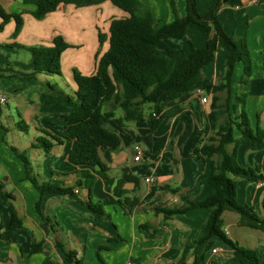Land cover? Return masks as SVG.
Segmentation results:
<instances>
[{"label": "crops", "instance_id": "crops-1", "mask_svg": "<svg viewBox=\"0 0 264 264\" xmlns=\"http://www.w3.org/2000/svg\"><path fill=\"white\" fill-rule=\"evenodd\" d=\"M139 1L158 28L174 20L171 2L179 17L185 15L186 0ZM201 1L196 0L197 11L205 15L213 0ZM0 7L6 13L22 14L23 20L15 38L13 20L0 30V98H5L0 103V264H74L68 261L67 251L75 252L76 260L82 264H191L194 256L199 255L203 256L200 264H235L231 249L218 239H212L209 248L191 246L208 218V209L195 208L165 219L155 208L183 209L187 206L186 199L200 202L211 195L207 179L215 158L195 157L192 151L201 141L214 136L225 120L228 97L231 106L235 95L244 92L251 127L264 130V0H242L241 6H224L216 12L226 34L245 39L251 60L246 85H240L244 75L243 64L238 63L231 77L230 94L226 91L217 94L221 99L217 120L211 115L212 93L208 84H217L225 72L227 50L221 44L213 60L202 70L201 83L175 102L161 99L156 103L164 109L173 106L182 109L157 127L153 128L152 123L154 102L132 108V117L137 119L129 117L113 99L104 103L103 126L119 136L120 147L116 151L99 148L100 164L94 167L69 163L75 139L66 135L64 122L56 115L71 109L44 105L41 96L53 94L48 87L51 85L74 99L77 87L72 71L83 75L95 72L97 60L108 48L111 21L123 19L127 14L109 1L81 8L61 5L42 20L30 15L35 5L26 0H0ZM99 33L104 36L101 46ZM56 36L63 37L70 46L61 56V75L33 74L26 49L51 46ZM207 38L204 29L191 24L182 39H167L168 46L180 53L175 67L188 57L190 44L204 48ZM69 51L76 52L69 54ZM202 97L208 102L202 103ZM239 135L234 131V138ZM42 137L52 143L48 153L37 146L38 138ZM135 145L142 150L139 161H134ZM227 150L232 152L233 145L227 146ZM15 152L27 158L29 177ZM236 163L241 167L257 166L264 175V149L254 151L248 145H239ZM124 168L138 180L137 185H124L128 193L123 198L137 199L135 206L130 202L120 205L114 195ZM78 172L94 178L90 191L85 186H76ZM231 177L236 183L237 202L253 207L261 215L264 182ZM32 179L38 184L56 182L62 188H71L72 194L44 193L40 197ZM2 191L11 197L3 199ZM89 201L100 204L108 218L94 219L87 207ZM13 214L21 227L10 226ZM47 218L57 224L55 230ZM222 219L223 231L230 239L257 254L264 251V235L260 231L239 227L235 213L225 212ZM33 242H41L42 249L31 254Z\"/></svg>", "mask_w": 264, "mask_h": 264}, {"label": "trees", "instance_id": "trees-1", "mask_svg": "<svg viewBox=\"0 0 264 264\" xmlns=\"http://www.w3.org/2000/svg\"><path fill=\"white\" fill-rule=\"evenodd\" d=\"M35 5L30 15L36 20L44 19L48 14L55 12L61 5H74L77 8L88 7L109 1L113 6L127 14L123 19H113L109 26L108 48L97 60L95 72L91 75H83L77 70L72 71L73 81L77 87L75 98L70 99L56 88L48 85L52 95H42L41 102L44 105H56L71 109L65 114H57L56 117L64 122L66 135L75 139V143L69 153V163L76 166H98L99 159L97 151L99 148H107L116 151L120 147L119 136L107 130L103 126L102 105L110 100L118 103L124 112L131 118L132 108L138 105L159 100L177 101L181 95L188 92L192 87L203 81L202 70L214 58L218 44L223 45L227 50L225 59V72L217 84H208L212 93V111L214 120L219 116L220 98L217 94L226 91L230 94L231 77L235 66L243 64L244 78L240 80L243 87L251 74V60L244 38H235L224 32L217 18V10L224 7H238L242 0H213L207 13L200 15L197 11L196 0H186L185 15L179 17L174 3L171 2L174 20L160 28L156 27L147 8L139 0H26ZM210 17V21H207ZM0 30L10 20L15 22L13 37L15 38L23 25L22 14L6 13L0 7ZM191 24L198 25L207 34V41L204 48H195L190 44L188 57L181 61L178 67L175 64L180 59V53L169 47L166 40L182 39ZM213 31V35L211 32ZM104 36L99 33L100 46ZM70 46L61 36H56L51 46L31 47L26 50L30 54L33 74L47 73L49 75H61V56ZM31 76L30 78H32ZM245 93L235 95L233 103L229 106L230 98L226 100L227 116L218 125L214 136L205 142L201 141L195 147L192 154L195 157L215 158L212 163L211 174L207 182L212 192L204 201L195 202L187 200V206L179 208H155L157 214H162L165 219L174 215H181L195 208L208 209L209 215L201 227L199 236L191 244L197 248L205 245L211 247L212 239H218L222 244L232 251V260L235 264H260V258L254 249L239 245L223 231L222 215L231 212L238 215L237 225L260 231L264 235V204L263 213L259 215L249 205L239 204L236 200V183L231 177H236L249 182H264V175L256 167H241L236 163V148L239 145H248L254 151L264 149V130L253 129L248 120L245 110ZM182 109L173 106L164 109L155 105L152 115L153 128L157 127L164 119L172 118ZM234 131L240 135L234 138ZM60 142L59 139H56ZM233 145L234 150L228 152L227 146ZM37 146L48 153L52 143L44 137L38 138ZM14 151V150H13ZM24 163L27 176L29 168L27 158L15 152ZM76 186H85L89 191L94 178L87 173L78 172ZM40 197L44 193L72 194L71 188H62L56 182L38 184L31 180ZM125 183H134L138 180L127 174L124 168L122 176L118 180L114 195L120 205L130 202L132 206L137 205L138 200L128 201L123 198L128 193L124 189ZM2 190V187L0 186ZM3 199L11 196L1 192ZM40 202L36 207L39 208ZM87 207L92 217L96 220L108 218L100 204L89 201ZM46 221L52 230H55L56 223L49 218ZM11 227H21L22 223L13 214ZM60 247L63 245L57 242ZM42 249L41 242H33L31 254ZM68 261L74 264H82L76 260L75 252H66ZM203 256H194L191 264H200ZM185 264V263H183Z\"/></svg>", "mask_w": 264, "mask_h": 264}, {"label": "built area", "instance_id": "built-area-1", "mask_svg": "<svg viewBox=\"0 0 264 264\" xmlns=\"http://www.w3.org/2000/svg\"><path fill=\"white\" fill-rule=\"evenodd\" d=\"M5 102V98L1 97L0 98V103H4ZM201 102L202 103H207L208 99L206 97H202L201 98ZM134 152H135V156H134V161H139L142 158V150L140 148V146L135 145L134 146ZM147 182H149V179H146ZM213 252H215V250H212Z\"/></svg>", "mask_w": 264, "mask_h": 264}, {"label": "rangeland", "instance_id": "rangeland-1", "mask_svg": "<svg viewBox=\"0 0 264 264\" xmlns=\"http://www.w3.org/2000/svg\"><path fill=\"white\" fill-rule=\"evenodd\" d=\"M202 2H204V0H202L201 3H202ZM207 11H208V9L206 10V13H207ZM229 36H230V35H229ZM72 52L75 54L76 51H69V54H71ZM242 75H243V72H242ZM223 98H224V97H223ZM32 131H33V130H32ZM263 253H264V251H260V250L258 251V256H259L260 261H261L262 264H264V262H263V261H264Z\"/></svg>", "mask_w": 264, "mask_h": 264}]
</instances>
